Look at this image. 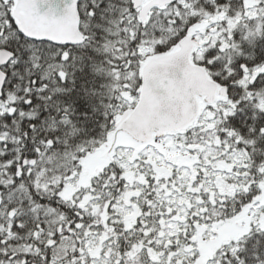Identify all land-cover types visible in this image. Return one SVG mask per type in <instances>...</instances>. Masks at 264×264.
Segmentation results:
<instances>
[{"label": "snow or ice", "instance_id": "6c2138e0", "mask_svg": "<svg viewBox=\"0 0 264 264\" xmlns=\"http://www.w3.org/2000/svg\"><path fill=\"white\" fill-rule=\"evenodd\" d=\"M0 264H264V0H0Z\"/></svg>", "mask_w": 264, "mask_h": 264}]
</instances>
